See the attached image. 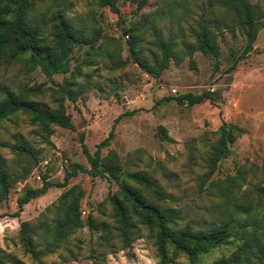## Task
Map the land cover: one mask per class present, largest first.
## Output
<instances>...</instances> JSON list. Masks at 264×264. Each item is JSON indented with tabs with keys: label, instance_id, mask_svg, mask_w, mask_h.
I'll list each match as a JSON object with an SVG mask.
<instances>
[{
	"label": "rangeland",
	"instance_id": "rangeland-1",
	"mask_svg": "<svg viewBox=\"0 0 264 264\" xmlns=\"http://www.w3.org/2000/svg\"><path fill=\"white\" fill-rule=\"evenodd\" d=\"M141 1L109 0L112 6H108L103 0H32L30 22L41 29L43 45L56 50L53 36L57 23L52 18L57 14L95 44L89 52L86 46L73 47L70 72L79 69L72 81L82 93L75 103L63 101L73 129L51 126L48 134L22 111L0 123V166L14 177H22L24 169L29 171L0 201V256L12 264L39 263L24 254L19 224L29 222L42 230L45 221L56 219L58 199L72 185L81 190V218L91 215L99 229L91 231L84 226L56 253L44 254L40 261L61 264L72 251L76 259L66 264H157L154 241L144 227H140L139 238L123 247L108 201V195L119 187L109 177L78 173L68 187L50 188L14 217L17 199L27 189L40 188L43 177L62 183L70 164L89 168L82 145L93 153L112 127L113 136L101 149V156L113 157L121 165V180L142 191L151 203L177 211L180 219L175 230L189 225L195 232L209 231L230 219L251 220L264 211V198L259 199L263 183L258 175L264 159V28L257 33L251 52L244 55L246 38L232 27L233 12L226 0H146L139 6ZM247 1L264 15V0ZM202 16L216 37L218 58L197 50L195 37L200 34ZM156 37L161 38L165 49L159 47ZM131 45L149 63L153 55L163 60L164 69L157 78L134 62ZM28 61L25 54L0 67V100L6 86L16 98L56 110L60 96L55 86ZM65 76L55 75L54 81L60 83ZM205 91L214 92L216 100L192 107L177 100L186 93ZM222 123L234 125L239 132L229 144V156L220 160L207 178L209 155ZM160 130L169 140L160 138ZM17 143H26L37 153V165L12 150ZM240 170L249 185L241 184L230 199H223L218 190L220 182ZM136 172L154 180L160 199L127 179L128 173ZM203 180L206 183L201 189ZM235 204L244 209L235 211ZM103 227L110 236L102 234ZM102 236L107 242L100 240ZM243 242L239 234L232 233L194 264L229 259ZM39 249L48 251L46 247ZM169 264L191 263L176 252Z\"/></svg>",
	"mask_w": 264,
	"mask_h": 264
},
{
	"label": "trees",
	"instance_id": "trees-1",
	"mask_svg": "<svg viewBox=\"0 0 264 264\" xmlns=\"http://www.w3.org/2000/svg\"><path fill=\"white\" fill-rule=\"evenodd\" d=\"M103 1L105 5L112 6V2L110 3L109 0ZM144 2L146 0H142L139 6ZM226 2L233 12L232 27H237L245 35L247 43L243 54H248L253 49V42L256 40L257 33L264 28V23H262L264 15L259 13V10L250 5L247 0H226ZM31 10L32 0H0V67L4 64L10 65L28 54V63L39 68L41 73L55 86V92L60 96V101L56 110L42 108L39 104L16 98L15 93L3 86L1 90L2 99L0 100V123L8 116L22 111L30 115L32 122L47 131L48 134H50L51 126L71 130L73 125L70 116L66 114L63 108V101L68 99L75 103L82 93V89H76V85L72 81V75L79 69L70 72L73 47L78 45L81 49L86 46V50L89 52L93 49L95 40L90 41L85 38L63 15H53L52 20L57 23V30L53 36L57 39L56 50L54 51L51 47L43 45L40 37L41 29L31 24ZM200 27V34L198 33L195 37L197 50L218 58L216 37L208 31V21L203 16L200 18ZM156 40L160 42V46L159 44L158 46L165 49L161 38L156 37ZM168 48H170L169 44ZM130 51L134 62L144 73L153 78H157L161 74L164 69L161 58L153 55L149 63L137 55L133 45H131ZM68 73L69 75L65 76ZM55 75L65 77L60 83H57L54 81ZM177 100L187 107H192L206 101L214 102L216 97L214 92L205 91L198 95L186 93L178 97ZM238 132L239 129L234 125L226 123L220 125L218 129L219 138L209 155L207 178L214 174L218 162L229 156V144L235 141ZM158 135L162 140H169L164 131L160 130ZM112 136L113 127L108 137L96 146L93 153H90L87 147L82 145V151L89 168L70 164L62 183L48 182L43 177L40 188L27 189L23 196L17 199L18 209L14 217H19L24 205L44 195L50 188L68 187L70 179L78 173H86L93 178L109 177L119 187L117 192L108 195V201L112 207L111 217L123 247L139 238L141 235L140 227H144L148 231L150 239L154 241L157 264H169L176 252L185 255L189 262L194 264L202 254L215 246L222 245L233 233L234 235L239 234L244 239L243 244L229 259H221L213 264H264V211L260 214L256 213L251 220L230 219L223 226L209 231L195 232L189 225L184 226L183 229L175 230L176 221L180 219L178 212L151 203L147 197H144L142 191H138L121 180V165L113 157L101 156V149L108 146ZM12 150L23 159H32L34 166L39 162L37 153L26 143H17V145L12 146ZM23 172L22 177L29 173L28 169H24ZM258 175L262 179L260 182L263 183L262 187L259 186L261 191L259 199L263 200L264 159L261 172ZM258 175L255 173L253 176L257 177ZM22 177L11 176L0 166V201L7 196L11 185ZM126 177L141 187L143 191L151 194V197L160 199V190L156 187L154 180L146 173H128ZM206 180L201 181V189ZM246 180L245 175L240 170L236 176L226 177L220 182L219 193L223 199H230L233 196L234 188H240L241 184L249 185ZM80 198L81 190L77 185H72L64 191L55 206L56 219L51 222L45 221L42 230L38 225L21 222L19 224V240L24 249V254L39 262L38 264H44L40 261V257L44 254L56 253L77 230L84 226H87L91 231L99 229L91 215L85 220L81 218ZM234 207L235 211L237 208L244 209L238 204H235ZM101 232L105 237L110 236V232L105 227L101 229ZM104 236L100 240L107 242ZM40 247H46L48 251L42 252ZM75 259L76 255L69 251L66 258L61 259V264H66ZM8 263L12 264L11 261L0 256V264Z\"/></svg>",
	"mask_w": 264,
	"mask_h": 264
},
{
	"label": "built area",
	"instance_id": "built-area-1",
	"mask_svg": "<svg viewBox=\"0 0 264 264\" xmlns=\"http://www.w3.org/2000/svg\"><path fill=\"white\" fill-rule=\"evenodd\" d=\"M126 38H128V37L126 36Z\"/></svg>",
	"mask_w": 264,
	"mask_h": 264
}]
</instances>
